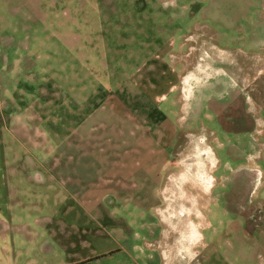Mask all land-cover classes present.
Segmentation results:
<instances>
[{
    "label": "rangeland",
    "instance_id": "obj_1",
    "mask_svg": "<svg viewBox=\"0 0 264 264\" xmlns=\"http://www.w3.org/2000/svg\"><path fill=\"white\" fill-rule=\"evenodd\" d=\"M0 37V55H7L9 63L22 53L39 57V80L47 90L42 87L40 97L54 95L56 102L62 101V70L69 69L68 63L72 69L90 72L88 83L97 76L103 105L106 94L126 88L132 78L147 75L143 79L153 80L150 86L161 90L175 81L176 73L187 81L197 67L209 66L211 77H196L190 81L191 89L189 82L186 85V97L195 95L196 101L182 100L177 87V93H168L164 103L143 108L138 101L129 103L126 112L144 123L134 125L136 132L166 134L160 143L171 148L159 175L151 164L160 159L144 157L135 184L144 187L145 208L157 203L151 219L156 232L151 239H156L152 245L161 264H264V186L257 187L254 195L248 189L236 191L235 197L242 198L237 215L224 198L231 188L228 174L236 176L244 156L254 149L253 136L241 133L250 131L252 125L233 123L241 110L238 104L229 107L222 101L233 85L239 87L241 71L249 70L248 56L264 48V0H0ZM150 70L166 71L168 78L150 77ZM210 101L214 103L209 105ZM6 122L13 127L10 118ZM7 139L10 153L0 159V186L12 181L21 197L34 198L35 193L55 200L62 197V178L48 181L52 174L40 166L42 182L49 183L45 188L32 183L33 179L28 181L26 175L15 174L13 170L28 165L29 158L21 154L16 141ZM100 144L99 149H107L106 140ZM141 146L137 143L134 150L141 151ZM259 165L264 172V162ZM102 173L69 176L89 189L101 177H110ZM75 206L71 204V209ZM42 207L34 217L44 223L54 212L63 218L62 207L52 211L50 204ZM67 219L70 223L73 216ZM137 221V217L132 220L134 226ZM92 222L85 216L80 223L91 230ZM84 251L90 252L89 248Z\"/></svg>",
    "mask_w": 264,
    "mask_h": 264
},
{
    "label": "crops",
    "instance_id": "obj_2",
    "mask_svg": "<svg viewBox=\"0 0 264 264\" xmlns=\"http://www.w3.org/2000/svg\"><path fill=\"white\" fill-rule=\"evenodd\" d=\"M38 59V56L22 53L9 63L7 55H0V142L3 141L0 159L10 153L5 141L13 139L18 143L21 154L29 158L28 165H20L13 170L15 174L26 175L28 181L33 179L32 183L45 188L49 183L42 182V171L37 167L40 166L44 172L52 174L48 181H55V176L62 178L63 193L57 200L39 193H35L34 198L21 197V191L12 185V181L4 188L1 184L0 264H161L156 256V247L152 245L156 239H151L156 232L151 219L157 203L145 208L143 189L135 184V176L141 166L140 161L146 156L152 160L160 159L151 164V168L157 175L161 174L171 148L160 143V140L167 139L166 134L150 133L144 129L136 132L134 125L144 123L130 116L126 109L133 100L140 103V108L151 103H164L168 93L172 94L177 87H180L182 100L187 99L191 80L198 76L211 77L209 66L197 67L196 72L192 71L191 80L187 81H182L183 76L176 73L175 81L170 80L167 88L161 90L155 85L150 86L153 80L143 79L147 75L142 79L132 78L126 88L117 90L116 94H106L103 105L100 100L102 88L96 85L99 84L97 76L93 73L91 82L94 83H88L90 72L85 68L83 72L79 68L72 69L69 63V69L62 70V101L56 102L54 95L50 99L48 96L40 97L42 87L46 93L47 90L39 80ZM247 60L250 68L241 71L239 87L233 85L234 89L230 88L222 96V101L229 107L238 104L242 113L233 117V123L252 125L250 131L241 133L251 134L255 139L254 149L244 156L236 170L237 175L231 178L234 170L228 174L231 188L224 198L231 208L229 210L236 215L242 204V198L235 197L236 191L239 190L240 194L241 189H248L250 195H254L257 187L264 186V172L259 165V162H264V48L260 53L249 55ZM49 71L54 77L55 68ZM154 72L148 71V76L168 78L166 71ZM188 82L189 89L186 86ZM192 99L196 101L195 95L186 101ZM174 100L177 104L176 96ZM174 106L170 105L171 108ZM102 113L107 116H102ZM8 118L13 127L7 126ZM102 140L107 141L105 150L99 149ZM137 143L143 145L141 151L134 150ZM135 155L139 157L135 159ZM210 165H215L213 159ZM88 172H107L110 177H101L89 186L92 192L88 193L89 189L82 181L69 176L71 173ZM157 188L153 190L156 192ZM85 189L88 190L85 192ZM59 199L61 202L58 203ZM155 199L158 202L157 194ZM49 204L51 211L62 207L63 218L67 222L57 218V212L43 219L45 223L34 217L43 205ZM65 204L69 205L68 210H65ZM71 204H76L74 209H71ZM69 215L73 216L70 223ZM85 216L89 222L93 221L91 230L86 228L88 224L80 223ZM135 217L138 219L136 226L132 222ZM207 222L211 227L208 216ZM88 248L90 252L85 253Z\"/></svg>",
    "mask_w": 264,
    "mask_h": 264
},
{
    "label": "flooded vegetation",
    "instance_id": "obj_3",
    "mask_svg": "<svg viewBox=\"0 0 264 264\" xmlns=\"http://www.w3.org/2000/svg\"><path fill=\"white\" fill-rule=\"evenodd\" d=\"M241 208H243V207H241ZM243 209H244V210H246L247 208H246V207H244Z\"/></svg>",
    "mask_w": 264,
    "mask_h": 264
}]
</instances>
